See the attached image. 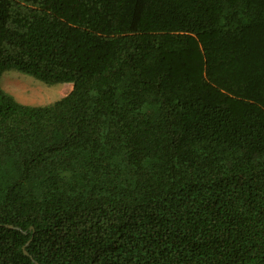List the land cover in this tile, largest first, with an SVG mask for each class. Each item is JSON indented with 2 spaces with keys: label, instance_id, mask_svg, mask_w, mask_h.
Listing matches in <instances>:
<instances>
[{
  "label": "trees",
  "instance_id": "trees-1",
  "mask_svg": "<svg viewBox=\"0 0 264 264\" xmlns=\"http://www.w3.org/2000/svg\"><path fill=\"white\" fill-rule=\"evenodd\" d=\"M36 261L264 264V0H0V264Z\"/></svg>",
  "mask_w": 264,
  "mask_h": 264
},
{
  "label": "rangeland",
  "instance_id": "rangeland-1",
  "mask_svg": "<svg viewBox=\"0 0 264 264\" xmlns=\"http://www.w3.org/2000/svg\"><path fill=\"white\" fill-rule=\"evenodd\" d=\"M2 85L21 102L34 105L51 103L73 90L72 83L50 86L34 77L13 70L4 74Z\"/></svg>",
  "mask_w": 264,
  "mask_h": 264
},
{
  "label": "water",
  "instance_id": "water-1",
  "mask_svg": "<svg viewBox=\"0 0 264 264\" xmlns=\"http://www.w3.org/2000/svg\"><path fill=\"white\" fill-rule=\"evenodd\" d=\"M8 227H10V228H17V229H19V230H22L23 231V229L22 228H19V227H15L14 225H7ZM25 233H28L27 231H24ZM31 242V240L27 243V245L29 244ZM24 251H25V253L26 254H30L29 253V251L27 250V248H26V246L24 247ZM37 262V261H36ZM38 263V262H37ZM39 264V263H38Z\"/></svg>",
  "mask_w": 264,
  "mask_h": 264
}]
</instances>
